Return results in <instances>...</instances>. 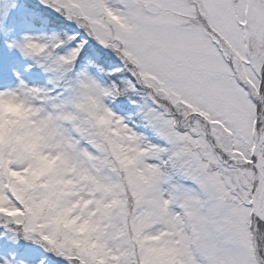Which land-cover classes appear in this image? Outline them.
Masks as SVG:
<instances>
[{"label": "snow or ice", "instance_id": "obj_1", "mask_svg": "<svg viewBox=\"0 0 264 264\" xmlns=\"http://www.w3.org/2000/svg\"><path fill=\"white\" fill-rule=\"evenodd\" d=\"M0 51V237L264 264V0H10Z\"/></svg>", "mask_w": 264, "mask_h": 264}, {"label": "rangeland", "instance_id": "obj_2", "mask_svg": "<svg viewBox=\"0 0 264 264\" xmlns=\"http://www.w3.org/2000/svg\"><path fill=\"white\" fill-rule=\"evenodd\" d=\"M10 0H0V6H7ZM23 69V62L19 59L17 53H8L0 51V72L6 77H11L12 69ZM15 255L16 264L24 261L25 264H38L43 255L42 249L23 240L16 243L11 239L0 237V259L11 258Z\"/></svg>", "mask_w": 264, "mask_h": 264}]
</instances>
